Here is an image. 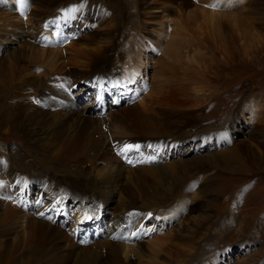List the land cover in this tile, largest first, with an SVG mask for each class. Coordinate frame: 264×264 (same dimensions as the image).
Listing matches in <instances>:
<instances>
[{"label":"rangeland","instance_id":"rangeland-1","mask_svg":"<svg viewBox=\"0 0 264 264\" xmlns=\"http://www.w3.org/2000/svg\"><path fill=\"white\" fill-rule=\"evenodd\" d=\"M20 1L24 2V6H20ZM102 1L104 4H111L113 0ZM139 1L144 2V5H140ZM120 2L123 5L119 8L109 5L110 9L105 10L106 14L102 15L101 21L96 18L84 21L74 16L71 17V22H64L69 24L56 23L53 31L48 18H42L45 12L37 6L35 0L0 1L1 9L10 14L11 19L8 23L0 21V58L7 63L13 52L22 53L25 48L27 49L23 52L30 57L28 47H25L24 43L27 42L37 48L43 57L41 56V60L36 58L33 69L29 73L25 71L24 74L27 77L50 79L61 74L53 69L55 64H64L63 62L71 57L81 64L86 63L83 55H78V58L75 56V51L79 52L86 46L81 44L82 38L95 32L99 35L109 28L113 29V25H108L107 28L106 24L108 17L114 14L109 20H115L120 27L115 32L119 37L118 53L111 60L117 85L104 91L101 98L105 102L103 106L97 110H92L93 106L81 110L93 101H100L98 98L92 100L94 85H86V79L73 83V87L69 86L71 101L57 99L55 102L72 106L67 107L70 113L81 111L92 117L98 116L99 110H104L105 116L109 110L124 112L133 108L135 117L129 116V126L138 128L140 136L147 135L146 137L153 139L190 130L199 131V128L211 132V129L223 124L227 141H222L219 146L214 143L203 147L200 145L197 149L194 142L178 145L175 149H170L172 153L178 150L179 153L171 156L168 163H174L173 158L178 161L177 157L184 159L180 161L193 162L201 158L202 154L196 152L202 151L203 148L206 149L203 153L209 154L222 152L228 149L230 144L241 152L243 160V163L219 164L216 168L209 165L206 159H201L206 161L201 165V160L198 161L199 164H186L184 173L177 179L176 184L173 183V188L178 186L174 191L172 189V197L165 198L162 207H149V210H146L148 213L141 219L142 226L139 231L123 241L127 247L124 258L127 262L130 260V264H264V24L253 20L254 15L251 14L256 2L260 9L259 14L253 18L264 15V0H215L213 3H209L210 0L205 3L199 0ZM200 10L214 12L216 19L211 28L208 24L204 26ZM194 11L197 13L194 20L186 21L188 13ZM176 31H179L180 36L173 34ZM55 32H58L59 37L62 33V41L55 38ZM197 38L205 41L206 47L199 48L183 43V40L188 39L198 41ZM99 46L103 49L106 44L89 46L87 50H98ZM133 46L134 48L130 49ZM136 48L142 51L141 57L134 55ZM128 51L132 52L129 56L133 60L132 63L128 57L123 56ZM118 54L121 57H118ZM37 56L34 54V58ZM168 62L173 66L169 69L177 70L175 76L166 74L168 82L164 84L166 88L161 95L156 84L152 82L156 71ZM69 68L68 66L65 70ZM134 68L138 73L127 80V85L124 83L125 88L122 87L126 76ZM77 70L83 71L84 67ZM166 70L168 68L163 71ZM99 82H103V78H99ZM66 90L64 89L65 93L69 95ZM126 90L129 91L130 98ZM76 93L78 98L72 96ZM73 106L78 109L75 111ZM230 117L235 119L231 128L227 122ZM114 130L107 127L99 132L98 137L106 140L116 139L117 136L112 133ZM196 143L200 144V141ZM241 143L244 146H240ZM2 144L3 148L6 147L2 149L4 153L9 145H13V153L25 157V145L13 138L7 136L6 142ZM243 147H246V151ZM250 148H253L254 152L248 153ZM187 150L189 154L181 155ZM4 153L1 154L5 155ZM135 166L129 168L134 170ZM146 166L148 168L156 165ZM2 181L8 183L6 186L12 193L6 196L5 191L0 188L1 202H11L12 205L9 196L16 197V190L9 184L13 183L11 176L6 174ZM124 182L128 184L121 180L122 187L126 185ZM146 186H149L146 189L152 192L155 184L147 182ZM117 195L118 193H113L114 201L118 199ZM112 198L102 208V221L108 222L111 213H114L111 207L114 203ZM36 203L34 202L35 205ZM141 204L139 201V205ZM29 212L36 213L35 210ZM128 213H125L122 219H125ZM201 217H207L208 222ZM91 224L89 221L85 227L82 225V232L86 229L92 232L94 226ZM69 225L70 222H66V226ZM94 234L95 232L91 237H94ZM171 234L177 239L173 246H167L158 253L149 250L152 244H158L156 239L162 241L161 239L167 238L164 236ZM104 237L105 235L101 237V234L97 236L101 240H104ZM88 241L84 245H88ZM191 244L193 249H189Z\"/></svg>","mask_w":264,"mask_h":264},{"label":"bare ground","instance_id":"bare-ground-1","mask_svg":"<svg viewBox=\"0 0 264 264\" xmlns=\"http://www.w3.org/2000/svg\"><path fill=\"white\" fill-rule=\"evenodd\" d=\"M35 1L37 6L45 12L42 18H48L47 21L51 22L53 31H55L56 23L69 24L64 22H71V17L74 16L84 21L95 18L101 21L102 15L106 14L105 10L110 9L109 5H116L118 8L123 5L120 0H113L111 4H104L102 0ZM199 1L205 3L206 0ZM213 2L215 0H210L209 3ZM19 4L24 6L23 1ZM139 4L144 5V2L139 1ZM259 9L255 2L251 13L254 15L252 19L264 24V15L253 18L259 14ZM199 14L204 26L208 24L211 28L214 25L213 21L216 17L213 11L200 10ZM196 15L195 11L188 13L185 20H194ZM9 16L10 14H6L0 6V21L10 22ZM110 16L106 25L107 28H109L108 25H113V29L109 28L99 35L95 32L82 38L81 44L86 46L79 52L75 51L76 58L78 55H83L87 64H81L71 57L63 62L64 64L53 66V69L61 74L54 75L50 79L49 77L47 79L27 77L24 74L25 71L29 73L33 69L35 59L41 60L43 55L27 42L24 43H26L25 47L26 45L28 47L30 57L23 52L27 49L25 48L21 51L22 53L13 52L7 63L0 58V188L5 191L6 196L12 193L6 186L8 183L2 181L6 174H9L13 181L9 184L16 190V197L9 196L12 199V205L11 202H1L0 199V264H130V260L127 262L124 258L127 247L123 241L139 231L142 226L141 219L148 213L146 210H149V207H162L165 204L163 200L168 199L169 196L172 197V189L174 191L178 186L173 188V183L177 182L184 173L186 164L194 165L195 162L199 164L198 161L201 159H206L208 164L215 168L219 164L230 162L243 163L241 152L232 144L222 152L215 151L209 154L203 153L206 150L203 148L202 151L196 152L202 154L201 158L193 162L180 161L184 159L177 157L178 161L173 158L174 163H168L171 156L179 153V150L172 153L170 149H175L178 145L194 142L197 149L200 145L203 147L214 143L219 146L222 141H227V135L224 134L226 128L223 124L211 129V132L199 128V131L190 130L186 133H173L164 138L157 136V139H153L146 137L147 135L140 136L138 128L129 126V116L135 113L132 112L133 108L124 112L109 110L105 116L103 115L105 111L99 110L98 116L92 117L81 111L76 114L70 113L67 107L72 106L55 102L57 99L71 101L69 86L73 87V83L86 79L84 81L86 85L90 86L91 83L94 85L92 100L98 98L100 101H93L91 105H86L81 110L91 106L94 107L92 110H97L105 103L104 99H101L104 91L113 89L117 85L111 60L118 53L119 37L115 35V32L120 27L115 20H109ZM173 34L180 36L179 31ZM197 40H183V43L193 44L194 47L199 48L206 47L205 41L203 42L200 38ZM104 43L106 46L103 49L99 46L98 50H87L89 46ZM132 48L134 46L130 49ZM133 53L139 57L142 55L139 48H136ZM23 54L25 56H22ZM34 54L38 56L34 58ZM130 55L132 52L128 51L123 56L128 57L127 59L132 63ZM119 56L121 57L120 54ZM68 66L70 68L65 70ZM170 66L171 62H168L162 66L163 70L165 68L168 70L164 72L161 68L154 75L152 84H156L157 91L161 95L166 88L164 84L168 82L166 74L175 76V70H177L169 69ZM83 67V71L77 70ZM130 73L123 81L124 88V83L127 85V80L138 72L134 68ZM99 78H103V82H99ZM64 89L69 91V95ZM125 92L129 93L127 90ZM77 95L78 93L72 96L78 98ZM128 98H130L129 94ZM74 108L75 111L78 109ZM227 122L231 128L235 119L230 117ZM107 127L117 131H112L117 136L116 139L106 140L98 137L99 132ZM7 136L25 145V157H21L18 153L14 154L13 145H9L4 153L2 149L6 147L3 148L2 142H6ZM197 141H200V144L196 143ZM239 145L244 146L242 143ZM242 149L246 151V147ZM249 150L248 153L254 152L253 148ZM188 151L181 155L186 156L189 154ZM204 162L206 161L201 160L200 165ZM149 164L156 166L146 168ZM132 166H135L134 170L129 168ZM121 180L128 184L124 182L126 185L122 187ZM147 182L155 184L152 192L146 189L149 187L146 186ZM113 193H118L116 201L112 198ZM111 198L114 201L111 206L114 213H111L108 222L102 221L100 217L102 208L111 201ZM139 201L142 202L141 205ZM34 202H37L36 205ZM28 206L31 208L28 209ZM32 210L36 213L29 212ZM125 213L128 215L122 219ZM40 215L43 216L40 217ZM201 218L208 222L207 217ZM68 221L69 227L66 226ZM89 221L94 226L93 231L86 229L82 232L84 229L82 225L85 227ZM123 226H126L125 229H122ZM93 232H95L94 237H91ZM100 234L101 237L105 235L106 238L98 239L97 236ZM168 235L164 236L167 238L163 237L162 241L156 239V242L160 243L152 244L149 250L158 253L167 246L168 248L173 246L177 239L172 234ZM86 241L88 245H84ZM192 246L193 244L189 249H193Z\"/></svg>","mask_w":264,"mask_h":264}]
</instances>
